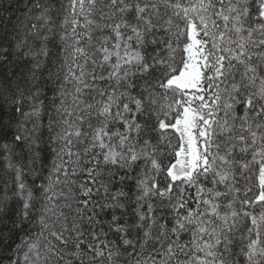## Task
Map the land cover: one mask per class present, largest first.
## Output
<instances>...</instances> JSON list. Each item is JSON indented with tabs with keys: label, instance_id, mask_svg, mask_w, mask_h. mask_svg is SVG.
<instances>
[{
	"label": "snow or ice",
	"instance_id": "obj_1",
	"mask_svg": "<svg viewBox=\"0 0 264 264\" xmlns=\"http://www.w3.org/2000/svg\"><path fill=\"white\" fill-rule=\"evenodd\" d=\"M25 9L0 17V264H264V0Z\"/></svg>",
	"mask_w": 264,
	"mask_h": 264
},
{
	"label": "trees",
	"instance_id": "obj_2",
	"mask_svg": "<svg viewBox=\"0 0 264 264\" xmlns=\"http://www.w3.org/2000/svg\"><path fill=\"white\" fill-rule=\"evenodd\" d=\"M26 2L27 0H11V3L10 0H0V17H4L5 19L11 17L13 21L19 17L23 20V13L26 11ZM48 96H51V92L48 93Z\"/></svg>",
	"mask_w": 264,
	"mask_h": 264
}]
</instances>
